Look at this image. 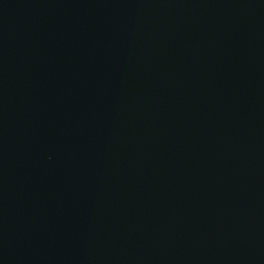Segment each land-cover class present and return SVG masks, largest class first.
Wrapping results in <instances>:
<instances>
[{"label": "water", "instance_id": "95a60500", "mask_svg": "<svg viewBox=\"0 0 264 264\" xmlns=\"http://www.w3.org/2000/svg\"><path fill=\"white\" fill-rule=\"evenodd\" d=\"M0 264H264V0H0Z\"/></svg>", "mask_w": 264, "mask_h": 264}]
</instances>
